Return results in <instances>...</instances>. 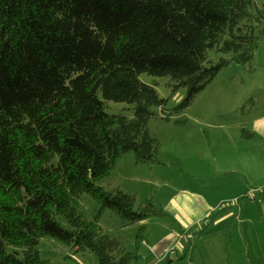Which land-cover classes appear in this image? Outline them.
Instances as JSON below:
<instances>
[{"label": "trees", "instance_id": "trees-1", "mask_svg": "<svg viewBox=\"0 0 264 264\" xmlns=\"http://www.w3.org/2000/svg\"><path fill=\"white\" fill-rule=\"evenodd\" d=\"M259 5L0 0V264H52L39 250L45 237L94 253L98 264H138V248L127 251L105 233L101 215L115 210L124 226L142 230L167 211L154 198L139 203L102 184L127 153L138 165L164 164L152 120L185 112L233 62L255 72L264 34ZM142 74L186 97L169 108L159 82ZM108 102L130 104L133 117L109 113ZM86 193L100 204L94 219L80 204ZM248 198L261 203L264 190Z\"/></svg>", "mask_w": 264, "mask_h": 264}, {"label": "rangeland", "instance_id": "rangeland-1", "mask_svg": "<svg viewBox=\"0 0 264 264\" xmlns=\"http://www.w3.org/2000/svg\"><path fill=\"white\" fill-rule=\"evenodd\" d=\"M258 3L262 6L264 0ZM251 67L255 72L231 63L185 112L169 122L152 120L164 164L138 165L132 153L124 157L125 166L115 178L128 175V193L139 203L154 198L167 211L166 216L146 220L142 230L141 223L124 226L115 210L101 215L105 233L127 251L138 248V264H264V202L248 198L264 190L263 33ZM142 79L159 82L161 96L170 99L169 108L186 97L185 89L173 94L161 78L142 74ZM107 110L134 115L133 106L126 103L108 102ZM181 118L187 123L177 124ZM249 133L252 137H246ZM80 204L89 219L100 210L87 193ZM39 250L52 264H98L94 253H73L52 237L43 238Z\"/></svg>", "mask_w": 264, "mask_h": 264}, {"label": "crops", "instance_id": "crops-1", "mask_svg": "<svg viewBox=\"0 0 264 264\" xmlns=\"http://www.w3.org/2000/svg\"><path fill=\"white\" fill-rule=\"evenodd\" d=\"M126 155H128V154H125L124 156H123V158L121 159V161L119 162V164H118V166H117V168H116V170L104 181V183L102 184L103 186H105V187H107V188H109V189H112V188H116V187H120V188H122L124 191H126V192H130V190L129 189H126V181H129L130 182V178L128 177V175L127 176H124V177H122V178H119V179H116L115 178V175H117L118 173H119V171H120V169L122 168V167H124L125 165L123 164V163H126L125 162V159H124V157H127ZM128 157H131V156H128ZM129 159H131V158H129ZM112 177V178H111ZM111 179V180H110ZM130 188V187H129ZM264 202V201H263ZM102 226V225H101ZM103 228V227H102ZM104 229V228H103ZM105 231V230H104Z\"/></svg>", "mask_w": 264, "mask_h": 264}]
</instances>
